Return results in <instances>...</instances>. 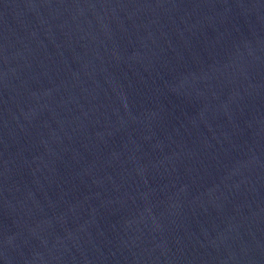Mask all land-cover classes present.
<instances>
[{"label": "water", "instance_id": "obj_1", "mask_svg": "<svg viewBox=\"0 0 264 264\" xmlns=\"http://www.w3.org/2000/svg\"><path fill=\"white\" fill-rule=\"evenodd\" d=\"M0 264H264V0H0Z\"/></svg>", "mask_w": 264, "mask_h": 264}]
</instances>
